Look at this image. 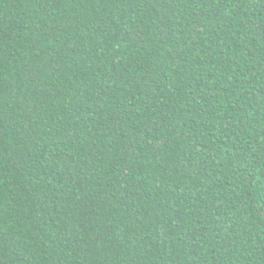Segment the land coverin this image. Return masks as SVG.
Instances as JSON below:
<instances>
[{"label":"trees","instance_id":"trees-1","mask_svg":"<svg viewBox=\"0 0 264 264\" xmlns=\"http://www.w3.org/2000/svg\"><path fill=\"white\" fill-rule=\"evenodd\" d=\"M0 264H264V0H0Z\"/></svg>","mask_w":264,"mask_h":264}]
</instances>
